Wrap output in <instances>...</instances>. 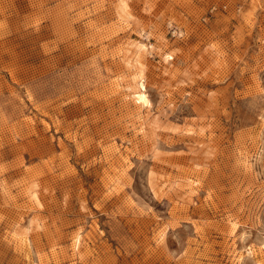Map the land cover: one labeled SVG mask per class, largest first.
Listing matches in <instances>:
<instances>
[{
	"label": "rangeland",
	"instance_id": "obj_1",
	"mask_svg": "<svg viewBox=\"0 0 264 264\" xmlns=\"http://www.w3.org/2000/svg\"><path fill=\"white\" fill-rule=\"evenodd\" d=\"M0 264H264V0H0Z\"/></svg>",
	"mask_w": 264,
	"mask_h": 264
},
{
	"label": "bare ground",
	"instance_id": "obj_2",
	"mask_svg": "<svg viewBox=\"0 0 264 264\" xmlns=\"http://www.w3.org/2000/svg\"><path fill=\"white\" fill-rule=\"evenodd\" d=\"M139 98H141L142 100H145L144 94H141Z\"/></svg>",
	"mask_w": 264,
	"mask_h": 264
}]
</instances>
